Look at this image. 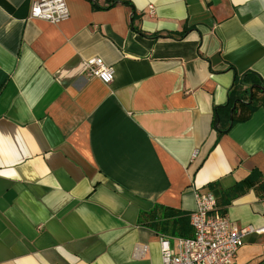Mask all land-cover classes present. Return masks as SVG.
Here are the masks:
<instances>
[{"label":"crops","instance_id":"0c3cea01","mask_svg":"<svg viewBox=\"0 0 264 264\" xmlns=\"http://www.w3.org/2000/svg\"><path fill=\"white\" fill-rule=\"evenodd\" d=\"M34 1L0 0V264H162L196 190L264 229V106L213 127L264 81V0H65L57 24ZM242 243L233 264H264V232Z\"/></svg>","mask_w":264,"mask_h":264},{"label":"built area","instance_id":"2783aa9c","mask_svg":"<svg viewBox=\"0 0 264 264\" xmlns=\"http://www.w3.org/2000/svg\"><path fill=\"white\" fill-rule=\"evenodd\" d=\"M30 17L57 24L69 18V10L65 0H36L31 5ZM85 71L88 78H97L104 84H110L114 77L113 68L100 58L88 60ZM194 197L195 209L190 215L192 235L177 238L174 250L169 239L161 237L162 264H233L243 237L250 232H264L263 228L239 227L227 217L217 215L216 198L211 192L196 190Z\"/></svg>","mask_w":264,"mask_h":264},{"label":"trees","instance_id":"16d2710c","mask_svg":"<svg viewBox=\"0 0 264 264\" xmlns=\"http://www.w3.org/2000/svg\"><path fill=\"white\" fill-rule=\"evenodd\" d=\"M238 84V88L230 92L228 100L224 105L214 108V120L213 127L219 135L228 132L229 128L236 122V109L240 110L239 120L246 119L251 115L258 107L264 106V81L254 73H245L235 82ZM244 88V89H243ZM250 89L251 100L250 98ZM260 95L261 97H258ZM225 116V126H222V118ZM163 209V208H162ZM185 220H177L176 227L181 226L182 230L176 228L179 232H187ZM190 237V236H187ZM181 237V238H187Z\"/></svg>","mask_w":264,"mask_h":264},{"label":"water","instance_id":"95a60500","mask_svg":"<svg viewBox=\"0 0 264 264\" xmlns=\"http://www.w3.org/2000/svg\"><path fill=\"white\" fill-rule=\"evenodd\" d=\"M251 92H252V90L250 89V98H249L250 100H251Z\"/></svg>","mask_w":264,"mask_h":264}]
</instances>
